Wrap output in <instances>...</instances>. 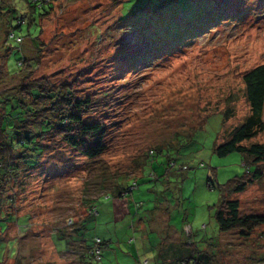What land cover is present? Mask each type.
<instances>
[{
	"label": "rangeland",
	"instance_id": "obj_1",
	"mask_svg": "<svg viewBox=\"0 0 264 264\" xmlns=\"http://www.w3.org/2000/svg\"><path fill=\"white\" fill-rule=\"evenodd\" d=\"M44 1L53 8L35 47L38 26H17L26 0H0V98L14 96L29 71L72 82L91 99L88 119L107 125V148L89 159L48 146L39 166L19 164L16 182L0 187V263L86 264L83 238L56 234L73 233L96 205L83 236L109 243L94 264H161L164 241L205 248L208 239L219 264H264V225L250 236L219 229L214 214L225 187L247 167L238 152L213 151L250 113L243 75L264 64V0H179L173 14L129 18L121 17L147 0ZM10 25L17 37L31 34L8 39ZM191 128L194 141L175 165L154 155L142 169L151 149ZM254 142L264 143V131L246 144ZM121 178L130 191L114 198ZM230 198L242 213L264 215V173Z\"/></svg>",
	"mask_w": 264,
	"mask_h": 264
},
{
	"label": "trees",
	"instance_id": "obj_2",
	"mask_svg": "<svg viewBox=\"0 0 264 264\" xmlns=\"http://www.w3.org/2000/svg\"><path fill=\"white\" fill-rule=\"evenodd\" d=\"M26 2L29 8L27 12L17 16V26L27 22L29 26L37 25L36 36L31 39L35 42V47H39L41 44L39 36L42 32L41 20L47 17L53 5L44 0H26ZM177 5H179V0H147L143 8L138 11L129 10L121 18L126 16L129 18L140 12H146L147 15L173 14L171 9ZM13 10L14 8L10 7L7 11ZM4 16L1 12L0 18L3 19ZM5 20H7L6 17ZM13 29L12 25L8 26V39L17 40L19 38L17 40L19 43L31 34L29 29L26 36L17 37ZM8 52L3 56V63ZM18 61L19 73L26 68V57H20ZM4 68L6 72H9L5 65ZM32 75V71H29L23 77V82L18 85L14 96L0 98V173H2L0 174V187L6 186V182H16L19 164L24 163L27 168L39 166L42 162V154L48 146H53L55 151L66 148L69 151H77L89 159L99 157L107 148V125L103 121L88 119L86 115L87 108L91 104L90 98H81L72 82L55 83L48 76L32 77ZM243 80L250 113L243 122L229 132L225 140L215 144L213 151L220 157L234 152L240 153L247 170L235 180L227 183L225 187L227 195L222 197L214 217L221 231L236 229L243 236H250L258 225H264V215L242 213L239 199L230 198V195L244 192L264 173L259 166L264 163V143L246 144V141H250L264 131V64L256 65L247 71L243 75ZM232 112L231 108L226 109L223 113L224 120ZM197 129L191 128V131L186 134L176 133L174 138L167 143L159 144L151 149L150 153L145 156L142 169L148 163V158L154 155H164L163 164L167 168L172 162L175 165V160L181 151L194 141L193 137ZM115 186L111 194L114 198L122 197L130 191V188L122 182V178ZM94 214H98L96 205L89 209L83 224L75 227L73 233L62 230L63 233L56 234L58 239L83 238L88 247L87 251L82 254L86 264H94L101 260V250L109 243L108 240L100 237H96L91 243L84 238L83 231L86 222ZM97 238L100 239L99 242H96ZM208 240L205 248H198L195 242H193L194 247H191L186 242L175 245L174 243L166 244L164 241L161 244L158 259L161 264H219L216 252L213 250L216 240ZM96 249H99L100 258L95 252Z\"/></svg>",
	"mask_w": 264,
	"mask_h": 264
},
{
	"label": "built area",
	"instance_id": "obj_3",
	"mask_svg": "<svg viewBox=\"0 0 264 264\" xmlns=\"http://www.w3.org/2000/svg\"><path fill=\"white\" fill-rule=\"evenodd\" d=\"M135 186V185H134ZM95 213H97V211H95ZM100 241V239L99 238H97L96 239V242H99ZM96 253H97V255H98V257H99V249H96V251H95ZM100 258V257H99Z\"/></svg>",
	"mask_w": 264,
	"mask_h": 264
},
{
	"label": "crops",
	"instance_id": "obj_4",
	"mask_svg": "<svg viewBox=\"0 0 264 264\" xmlns=\"http://www.w3.org/2000/svg\"><path fill=\"white\" fill-rule=\"evenodd\" d=\"M104 239H106V238H104ZM104 239H103V240H104ZM9 259H12V258H9ZM0 262H2V263H3V261H0ZM2 263H0V264H2Z\"/></svg>",
	"mask_w": 264,
	"mask_h": 264
}]
</instances>
